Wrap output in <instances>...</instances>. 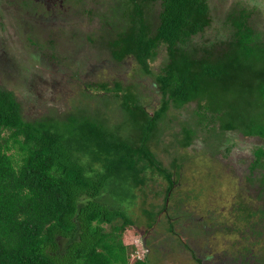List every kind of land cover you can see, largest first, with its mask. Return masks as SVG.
Wrapping results in <instances>:
<instances>
[{"label": "trees", "instance_id": "1", "mask_svg": "<svg viewBox=\"0 0 264 264\" xmlns=\"http://www.w3.org/2000/svg\"><path fill=\"white\" fill-rule=\"evenodd\" d=\"M158 1L161 10L149 13ZM251 14L244 5L233 6L221 17L228 33L224 28L209 32L217 21L210 0H121V30L110 43L112 52L121 62L134 59L155 77L162 97L153 111L138 84L121 80L111 87L99 83L113 94L104 95L97 113L28 120L14 91L0 85V264H128L134 245L123 236L138 226L130 210L140 193L147 195L141 203L146 227L165 213L179 244L188 247L175 229L187 220L195 223L193 232L228 236L224 257L230 262L264 264V206H252L239 195L232 224L213 215L197 222L185 200L175 198L191 156L187 149L200 134L213 153L227 134L264 139V32L250 22ZM161 46L168 61L156 74L151 61ZM114 103L129 117L130 135L111 127L106 116ZM171 108L188 110L180 130L172 125L178 120ZM160 153L171 157V168ZM254 154L251 173L264 166V148ZM155 174L168 182L160 207L148 203L144 188ZM248 178L246 184L258 185L263 195L264 173ZM107 195L119 203L106 204ZM189 249L197 264L214 257L212 249L202 256Z\"/></svg>", "mask_w": 264, "mask_h": 264}, {"label": "rangeland", "instance_id": "2", "mask_svg": "<svg viewBox=\"0 0 264 264\" xmlns=\"http://www.w3.org/2000/svg\"><path fill=\"white\" fill-rule=\"evenodd\" d=\"M89 2L90 0H86V3ZM107 2L111 10V6L117 5L119 1L107 0ZM210 2L217 21L209 32L224 28L225 30L222 31L228 33V29L222 25L221 17L226 16L236 5H244L251 10L250 22L264 32V0H210ZM98 3L99 15L95 13L88 16L78 13L77 16L69 17L67 24L56 30L59 48L56 54L59 58L53 59L49 56L44 61L37 59L45 51V48L37 46L41 47L44 43L36 41L39 51L26 42L27 36L21 33L16 16L12 11L2 10L0 5V85L14 91L26 119L34 120L51 116L65 118L70 114L76 117L88 110L90 113L96 110L97 113L103 106L101 102H106L107 97L104 95L113 94L104 90L100 84L99 88L97 83L102 82L111 87L114 82L121 80L126 85L131 83L139 85V91L144 93V103L148 104L151 111L159 108L162 93L155 77L143 72L141 65L132 58L123 60L119 66H111L108 63L111 54L105 49L107 46L101 39L93 41L104 29L103 19L100 16L102 0ZM77 9L82 8L77 5ZM160 10L161 5L158 1L150 5L148 12H154L153 15H156V11ZM88 33L92 35L90 41L86 39ZM221 35L225 34L218 36ZM115 37L116 33L110 35L109 39ZM43 39L47 40L44 35ZM167 61L168 51L165 46H161L157 58L151 61L154 72L158 74ZM117 73L120 75L117 76ZM87 87L89 91L85 90ZM108 110L110 116L107 114L106 117L113 123L111 127L119 129L117 130L119 134L122 132L130 135L134 132L129 117L124 116V111L119 109V105L110 104ZM170 112L178 120L172 125L175 124L177 130L182 129L181 121L188 118V110L178 111L171 108ZM189 112H192V108ZM199 138L201 139L195 141L193 148L187 149L191 156L184 164L182 175L175 186L176 200L181 198L185 200V208L194 214L195 221L199 222L203 217L215 216L224 223L232 224L238 219L239 211L234 207L239 195L252 206H264V193L262 195L259 192L258 185L255 186L253 183V186H248L245 182L248 177L254 176L253 178L256 179L264 173V166L260 167L261 163L260 168L255 169L253 173L250 170V165L255 159L254 150L258 147L264 148V139L256 136L245 137L239 133L227 134L218 153H213L211 149L203 146L201 142L203 134H200ZM10 153L17 151L12 149ZM162 154L160 153L161 156ZM161 160L165 167L171 168V157L162 156ZM262 162L264 163V156ZM211 176L213 179H210ZM253 178L248 179L253 180ZM147 182L148 185L146 184L144 188L148 193V203L160 207L165 202L168 182L160 174H155V177L149 178ZM146 196L140 193L138 204L133 205L130 210V215L138 226L130 227L124 232L123 239L134 245L129 252L128 264H135L137 260H146V264H197L189 247L193 248L198 256L209 253L212 249L214 257L205 261L209 262L208 264H234L224 257L228 252L225 244V239L228 237L226 235L205 236L200 230L197 233L193 232L192 228L194 230L196 228L195 223L191 225L186 220L175 228L188 244V247H185L184 244H179L178 236L168 229L165 213L161 214L159 221L153 227H146V216L141 208L142 199ZM107 200L110 203H105L109 205L113 203L111 206L119 203L111 195H107ZM136 200L137 198H132V204L136 203ZM146 207L149 205L146 204Z\"/></svg>", "mask_w": 264, "mask_h": 264}, {"label": "flooded vegetation", "instance_id": "3", "mask_svg": "<svg viewBox=\"0 0 264 264\" xmlns=\"http://www.w3.org/2000/svg\"><path fill=\"white\" fill-rule=\"evenodd\" d=\"M118 1V4L112 5L110 10V4L107 0H102L103 4H101L102 12L100 16L103 19L102 24L104 29L101 34L93 39V41L101 39L102 43L107 46L105 49L109 50L111 54V60L108 62L111 66L121 65V60H118L112 52L110 43L114 38L111 40L109 39L110 35L115 33L117 37L118 31L121 30V0ZM98 2L99 0H90L89 3H86V0H0V5L2 10L12 11L16 16L17 21L20 23L21 33H25L27 36L26 42L34 46L37 50H39L37 47L45 48L41 57L37 58L44 61V59L49 58V56L53 59L59 58V55L56 54L59 50L56 30L66 25L69 17L77 16L78 13L88 14V16L95 13L99 15L97 12ZM83 4L86 5L83 6ZM77 5L81 6L82 9H77ZM43 35L47 40L43 39ZM86 39L88 41L92 40V35L89 33L86 34ZM36 41L44 43L45 46H37ZM47 51H49V53H47ZM56 55L57 57L55 58ZM119 75L120 73H117V76ZM99 83H97V85ZM85 89L89 91V87Z\"/></svg>", "mask_w": 264, "mask_h": 264}]
</instances>
